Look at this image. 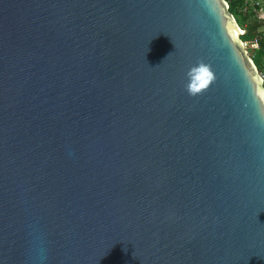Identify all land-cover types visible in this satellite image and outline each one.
Returning <instances> with one entry per match:
<instances>
[{"label":"water","instance_id":"water-1","mask_svg":"<svg viewBox=\"0 0 264 264\" xmlns=\"http://www.w3.org/2000/svg\"><path fill=\"white\" fill-rule=\"evenodd\" d=\"M225 0H0V264H264V83Z\"/></svg>","mask_w":264,"mask_h":264},{"label":"built area","instance_id":"built-area-1","mask_svg":"<svg viewBox=\"0 0 264 264\" xmlns=\"http://www.w3.org/2000/svg\"><path fill=\"white\" fill-rule=\"evenodd\" d=\"M227 6L229 7L228 0H225ZM241 9L246 12L252 13V16L263 20V24L259 26L256 31L249 38H242V42L248 51L251 59L254 56L255 50L261 47V41L264 42V0H242ZM234 17V16H233ZM238 25V24H237ZM240 36L246 33V29L243 26L238 25ZM253 61V59H252ZM254 62V61H253ZM256 65V64H255ZM262 81L264 83V52L260 56V65H256Z\"/></svg>","mask_w":264,"mask_h":264},{"label":"trees","instance_id":"trees-1","mask_svg":"<svg viewBox=\"0 0 264 264\" xmlns=\"http://www.w3.org/2000/svg\"><path fill=\"white\" fill-rule=\"evenodd\" d=\"M242 0H228L229 11L233 13L237 23L240 26L245 27L246 33L241 37L249 38L256 31V29L263 24V20L257 19L252 16V13H248L241 9ZM261 47L255 50L254 56L252 57L256 65H260V56L264 52V42L261 41Z\"/></svg>","mask_w":264,"mask_h":264},{"label":"clouds","instance_id":"clouds-1","mask_svg":"<svg viewBox=\"0 0 264 264\" xmlns=\"http://www.w3.org/2000/svg\"><path fill=\"white\" fill-rule=\"evenodd\" d=\"M231 13V12H230ZM232 15H233V13H231ZM234 16V15H233ZM234 18H235V16H234ZM235 20H236V18H235ZM237 22V21H236ZM238 24V23H237ZM239 25V24H238Z\"/></svg>","mask_w":264,"mask_h":264}]
</instances>
